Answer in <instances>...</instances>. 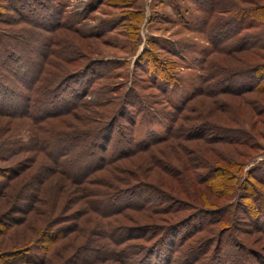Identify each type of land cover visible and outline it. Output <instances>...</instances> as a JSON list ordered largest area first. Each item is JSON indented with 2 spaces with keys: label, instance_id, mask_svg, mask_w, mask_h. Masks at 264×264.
<instances>
[{
  "label": "trees",
  "instance_id": "1",
  "mask_svg": "<svg viewBox=\"0 0 264 264\" xmlns=\"http://www.w3.org/2000/svg\"><path fill=\"white\" fill-rule=\"evenodd\" d=\"M33 2L35 5L29 6L28 0H0V57H3L0 62L9 66V63H6L11 61L12 64L20 66L24 57L18 51L20 46L17 41L21 38L19 35H25L31 40L30 42L40 44L41 39L45 37L46 40L42 46H46L47 49L37 54L40 59L38 66L34 64L30 68L20 66V69L10 72L9 76H20L17 83L22 86V89L12 90L11 86H6L8 88L5 89H11L9 91L11 95L22 90L23 94H18L22 100L14 109L0 111L1 114L13 119L31 120L38 129H41V132L43 130L45 134H42V138L37 143L50 157L52 171L55 174L64 175V178L72 183L80 185L93 183L95 187L100 186L103 181L102 178L96 176L99 172L109 171L118 161L121 163L138 152L139 154L146 153L164 145L166 148L162 151L161 148L158 151L159 154L151 155L148 170L142 165L141 175L148 177L154 171V167H157L158 173L177 181L183 187L181 190L183 193L192 188L195 194L193 201L179 197L175 191L180 192V189L172 183H168L169 186H167L171 192L164 190L158 184L159 182L164 184L161 175L152 184L142 181L133 186L118 189L109 187L106 191H95V188L86 190L90 211L108 221H114L121 214L146 212L151 208L162 212L155 214L160 218L159 222L148 226H109L110 228H106V236L119 246L123 245V242L139 240L150 242L144 245L135 244L136 242L126 244L120 250L116 245H111V248L108 246L105 250L107 262L114 260L123 264H148L147 261L155 256L154 264H264V255L247 249L243 239L241 243L234 239L237 230L240 234L242 233L241 226L244 225V222L240 221V214L230 208L231 205L214 208L217 212L211 209L215 205V197L232 198L243 192L242 197L245 199L261 201V196H263L258 190L264 186V179L243 175L246 163L240 160L239 157L242 154L236 147L242 145L248 147V144L235 134L247 137L249 132L242 129L244 125L247 126L250 115L253 113L255 114L251 118L254 116L255 119L253 118L251 125L252 130L260 124L264 125V118H261L264 116V68L260 69L261 65L264 67V0H203L198 2V9L205 14L206 18L203 20V32L209 30L210 43L214 47L201 63L203 73L200 88L180 105L173 106L168 103L171 111L168 119L171 126L165 137L141 144H137L134 137L137 123L146 121L147 118L144 115L155 111L154 107L162 104L158 93L164 95L176 81L175 76L169 73L175 65L174 60L169 58L161 62L157 59L153 53L156 47L152 43L136 61L133 70L136 75L139 73L137 62H143L145 69L142 70L144 72L142 76L135 78L133 86L124 88L122 84H120L122 87L112 85L113 90H124L122 103L118 109L116 106L114 110H109V113H96V119H92L93 126H90L92 128L87 132L83 131L81 126L74 127L75 125L73 127L78 130L74 132L72 130L63 132V130L48 127L50 122L58 123L60 120L63 122L65 117L73 115L75 109H84L85 103L80 100L100 80L110 79L113 75L110 72L107 75L92 72L94 77L82 78L84 74L92 70V67L100 64V61L89 53L67 54L61 50L58 52L54 46L60 41L58 36L54 35H58L56 32L62 29L81 36V40L85 41H89L96 35H80V31L63 17V11H59L54 0H48L47 4L42 7H40L41 1ZM238 8H240L239 13ZM41 11L46 13L41 19L29 18L31 15L29 13L35 14ZM50 18L55 22L46 26L45 21L47 22ZM135 19L138 18L135 17ZM29 26L30 29H28ZM4 27L8 29L3 30ZM11 28L20 33L12 34L13 31H8ZM237 35L242 37L235 40ZM232 41H235V44ZM85 49L90 48L86 45ZM232 59H236L233 60L234 63L231 62ZM117 64L125 65L126 63L118 62ZM237 70L246 77L253 73H258V75L253 79L250 78L251 80H244L242 82L244 87L240 90L232 85L222 87L221 83L229 80ZM3 81L0 75V91H2ZM65 85L71 87L73 91L71 96L73 101L69 104L68 102L61 104L57 99L58 92ZM77 85L81 88H77ZM151 89H155L153 91L156 96L147 95V99L143 98L141 95L143 90ZM107 95H99L98 100L102 101ZM219 95L224 97L223 100H217ZM200 97L208 99L205 101L207 105L204 103L201 111L195 104L196 99ZM106 101L108 100L105 99L104 102ZM163 103L165 105V102ZM57 105H60V108ZM256 107L261 110H257ZM207 122L213 124H206ZM213 125L221 127L222 135H229L224 139V145H227V148L217 146L213 148L209 145L208 153L213 151L215 156L207 153L208 156L201 158L197 153L199 150L194 146L191 147L190 143L192 144V140L204 139L209 143L221 144V137L218 139L203 136L205 129ZM192 132L195 133L194 136L190 134ZM230 135H233V138ZM174 139L178 142L177 145L171 143ZM212 158L214 161L210 164L209 160ZM254 180L258 186L254 184ZM187 183H189L188 186H184ZM143 189H150L147 197L143 195ZM196 191H200V196ZM158 200L159 206L167 201L171 204L158 209L159 207H154ZM260 207L264 211V204ZM183 208L187 211L182 216L171 220L172 216L179 214L182 211L180 209ZM20 220L14 218L11 221L14 226H19ZM19 227V231H22L21 226ZM47 227L45 230H40L39 222L34 225L35 229L30 231V235H27L25 231L18 233L19 241L20 237H24V241L32 236L34 238L25 242L26 245L24 244L21 248L16 246L15 250L6 246L4 252L0 253V259H2L1 254L6 259L15 257V254L22 256L23 251L31 248L32 244L47 245L46 249L50 252L53 244L63 234L59 233L61 229L57 233L52 232L56 226L50 224L51 228ZM182 227H188L189 231L184 234L174 232ZM257 230L264 235V229L258 228ZM50 233L52 235H49ZM160 244H166V246L162 250L164 253L157 255L155 252ZM224 245L228 247L227 250L224 249ZM235 248L238 250H234ZM51 260L46 256L40 263L31 262L29 264H50Z\"/></svg>",
  "mask_w": 264,
  "mask_h": 264
},
{
  "label": "rangeland",
  "instance_id": "2",
  "mask_svg": "<svg viewBox=\"0 0 264 264\" xmlns=\"http://www.w3.org/2000/svg\"><path fill=\"white\" fill-rule=\"evenodd\" d=\"M33 1L35 0H28V5H35ZM38 1H41L42 5L40 7H42L47 4L48 0ZM201 1L203 0H54V3L59 7V11H63V17L69 23H72L75 29L80 31V35H96L95 37L92 36L94 38L89 39V41H85L81 40V36L79 37L75 33H70L67 29L59 30L56 32L58 35H54L55 37L58 36L60 41L58 45L54 46L55 49L58 52L61 50L67 54L89 53L100 61V64L92 67V70L84 74L82 78L90 79L94 77V72L106 75L110 72L113 77L100 80L80 100V102L85 103L83 105L85 106L84 109L77 108L72 113L73 115L70 114L65 117L66 119L63 122L62 120L58 123L50 122L47 126L63 130V132L71 130L74 132L78 130L74 127L79 128L81 126L83 131L87 132L92 128L90 126H93L92 119H96V113H109L108 111L114 110L116 106L118 109L122 103L124 90H113L114 86L112 85L116 84L120 86L122 84L124 88L133 86L135 78L142 76L144 73L142 70L145 69L143 62H137L139 73L136 75L133 71L136 61L140 54L153 43L156 47L153 53L157 59L161 62L169 58L174 60L175 65L169 73L175 76L176 81L164 95L158 93V98L162 104L154 107L155 111L144 115L147 118L146 121L137 123L134 137L137 144L148 143L152 140L165 137L171 126L168 119V114L171 113L168 103L173 106L180 105L200 88L203 73L201 63L206 58V54L214 49L210 43L211 35H209V30L203 32V20L206 18L205 14L199 11L197 5ZM239 9H237L238 13L240 12ZM29 14H31L29 16L31 19H41L46 13H42L41 11ZM135 17L138 19H135ZM53 22L55 21L50 18L47 22L45 21V25L50 26ZM30 28L29 26L28 29ZM2 29L8 28L4 27ZM8 31H13L12 34L20 33L15 32L13 28ZM19 36L21 38L17 41L20 46L18 51L24 57L20 66L23 68H30L32 64L38 66L40 59L37 54L41 51H47L46 46L43 47L44 40H46L45 37L41 39L40 44L30 42L31 40L25 35ZM241 37V35H237L235 40ZM217 40L218 37L216 38ZM232 42L235 44V41ZM79 45L80 47H78ZM86 45L90 49L86 50ZM236 57H238V54H236ZM2 58L1 56L0 60ZM233 60L235 61L236 59H232L231 62ZM118 62L126 64L119 65L117 64ZM8 63L9 66L0 62V75L2 80H4L2 82V91H0V111L14 109L22 100L18 96L20 93L21 95L23 94L22 90L11 95L9 94L11 89H5L8 88L6 86H11L12 90L22 87L17 83L20 76H9L11 75V71H16V69H20L21 67L17 64H12L11 61H8L6 64ZM262 68L264 67L261 65L260 69ZM256 75L258 73H253L251 76L249 74L246 77L244 74L238 73L237 70L236 74L231 75L229 80L223 81L221 86L228 87L232 85L240 90L244 87V84H242L244 80H251L250 78L253 79ZM76 87L81 88L79 85ZM153 90L155 89L143 90L141 95L145 99H147V95L155 97L156 94ZM58 93L57 99L60 100L61 104H64L63 102L72 103L73 98L71 96L73 91L71 87L65 85ZM99 95H107L105 99L108 101L104 102L105 99H103L104 101L98 100ZM223 98L222 95H219L217 100H223ZM96 100L98 102H95ZM207 100L204 97L196 99L195 104L199 111L203 109L204 103ZM146 102L150 103L149 101ZM163 102H165V105ZM205 104L207 105V103ZM57 106L60 108V105ZM256 109L261 110L259 107H256ZM252 115H250L247 126L245 127L244 125V129H242L249 132L247 137L235 134L242 141H246L248 147L242 145L236 148L242 154L239 157L240 160L246 163L243 168V175L246 177H258L259 179L262 177L264 179V125L260 124L259 127L252 130L251 125L253 124V118L255 119L254 116L251 118ZM223 116L226 117L225 114ZM261 118H264V116ZM206 124L212 125L213 123L207 122ZM73 125L75 126L73 127ZM210 127L205 129L203 136L205 138L212 136L218 139L221 137L222 143H209L207 142L208 140L204 139L192 140L190 146H194V148L199 150L197 153L201 158L202 156H208L209 145L213 146V148L214 146L227 148V145H224V139L229 135H222L223 130L221 127L214 125L212 126L213 128ZM42 134H45V132L43 130L41 132V129H38L36 124H33V121L13 119L3 116L0 112V253L4 252L6 246H10V249L15 250L16 246L21 248L24 244L26 245L25 242L30 241L34 237L32 236L25 241L23 240L24 237H20L19 241L18 233L25 231L27 235H30V231L35 229L34 225L39 222L40 230H45L46 226H48L47 228H51V224V226H56V228L54 227V231H52L53 233H57L61 229L59 233L63 235L53 244L50 252L46 249L47 245L32 244L31 248L23 251L24 255L21 254L22 256H16L15 254V257L6 259L1 254L2 259H0V264L40 263L46 256L49 260L52 259L50 264H123L114 260L107 262L105 250L108 246L111 248L116 245L118 250H120L126 244H134L136 242L135 244L144 245L150 243L139 240L123 242V245L119 246L106 236L105 231L106 228H110L109 226L142 227L148 226L151 223H158L160 218L155 214H161V210L151 208L150 210H146V212H129L119 215L114 221H108L90 211L86 190L95 188V191H106L109 190V187L118 189L133 186L142 181L152 184L161 175L164 184L160 182L158 184L164 190L170 191L167 186L172 183L176 188L178 186V189H180V192L175 191V194L179 197L191 199V201L195 198L192 188L188 192L183 193L181 191L183 187L172 178L158 173L159 169L157 167H154V171L148 177L141 175L142 165L148 170L151 155L158 153L161 148V151L166 148L164 145L146 153L139 154L138 152L132 158L124 159L121 163L118 161L109 171L99 172L96 176L102 178L103 183L95 187L93 183L88 185L72 183L65 179L64 175L55 174L52 171L53 167L50 157L46 155L44 150L39 147V143H37L42 138ZM190 134L194 136L195 133L192 132ZM230 137L233 138V135H230ZM171 143L177 145L178 142L174 139ZM206 150L207 152L205 153ZM208 154L215 156V152L213 151ZM244 155L246 156L243 157ZM209 161L212 164L214 160L212 158ZM188 184L184 186H188ZM254 184L258 186L255 180ZM147 190L143 191L145 197L150 192V189ZM258 191L263 195L261 196V201L245 199L242 197L243 192H241V195L232 198L215 197V205L211 209L217 212L214 208L231 205L230 208L234 211L236 210L237 214H240V221L244 222V225L241 226L242 233L240 234L237 230L236 238L234 239H237L240 243L241 239H243L247 249H251L256 254L264 255V235L257 230L258 228L264 229V211L260 207L261 204H264V186H261ZM167 202L159 206L158 200L154 207H159L158 209L165 208V206L168 207L171 203ZM180 210L182 211L179 214H174L171 220L182 216L187 211L186 208ZM14 218L21 219L19 226H21L22 231H19V226L13 225V221L11 220ZM11 223L12 225H10ZM187 231H189L188 227L174 230V232L180 234H184ZM49 235L52 234L50 233ZM165 246L166 244L158 245L155 254L160 255L164 253L162 250H164ZM227 248L224 245V249L227 250ZM234 250L238 249L235 248ZM154 258L155 256L149 259L147 261L148 264H154Z\"/></svg>",
  "mask_w": 264,
  "mask_h": 264
}]
</instances>
